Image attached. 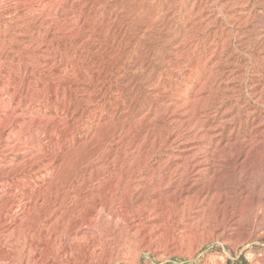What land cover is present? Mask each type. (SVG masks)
Masks as SVG:
<instances>
[{"label":"rangeland","instance_id":"374dc122","mask_svg":"<svg viewBox=\"0 0 264 264\" xmlns=\"http://www.w3.org/2000/svg\"><path fill=\"white\" fill-rule=\"evenodd\" d=\"M54 1L0 2V69H5L0 73V90L28 96L27 107L34 112L47 105L50 116L55 117L58 109L60 117L48 129L60 137L57 147H64L73 136L78 141L64 165L68 173L79 175L87 167H83L84 137L93 136L95 122L85 132L84 113L95 111L87 102L97 86V72L102 68L117 75L120 66L116 61L126 45L133 57L144 54V74L140 75L139 67L131 69L134 58L122 66L123 71L108 86L115 95L106 99L105 109H117L126 101L128 108L125 112L119 109V116L124 112L131 119L143 110L139 120L151 113L142 126L136 122L133 127L152 134L167 128L187 137L208 130L210 137L186 147L196 154L193 164L219 150L230 156L221 159L216 154L211 163L188 175L182 160L172 162L161 174L152 172L157 160L153 162L146 172L136 175L131 190L139 195L119 208L115 219L106 213L91 217L89 235L109 233L100 242L102 248L90 250L82 236L76 241L68 236L84 220V210L74 204L65 206L63 219L57 214L32 223L42 231L32 245L39 240L48 249V260L38 264H71V249L77 257L74 264H264V0H59L58 15L43 16ZM78 18L83 20L80 29L65 35L63 30ZM18 24L23 26L19 35L7 38L2 46L4 31ZM121 31L124 34L119 37ZM60 57H66V63H59ZM54 64L60 70L51 71ZM37 66L40 70L32 75ZM184 70L185 78L181 75ZM25 72H29V84L24 89ZM78 81L81 85L76 91L72 88ZM205 82L206 103H196L194 114L189 107L175 115L195 119L196 125L170 124L173 119L165 114L168 102L179 105L193 100ZM135 94L137 100L129 101ZM5 97L0 93V102ZM65 119H70L72 131L65 130ZM7 135L0 140V166L23 157L18 151H4ZM170 147L164 151L170 152ZM118 148L121 151L122 146ZM92 167L95 174L97 168ZM48 173L33 179L42 183ZM89 174H80L82 185ZM80 195L81 201V191ZM26 208L21 202L0 220V264H35L40 259V255L29 258L26 240L19 235ZM122 216L124 219L118 218ZM62 224L66 225L63 229ZM60 248L65 250L58 255Z\"/></svg>","mask_w":264,"mask_h":264},{"label":"bare ground","instance_id":"6f19581e","mask_svg":"<svg viewBox=\"0 0 264 264\" xmlns=\"http://www.w3.org/2000/svg\"><path fill=\"white\" fill-rule=\"evenodd\" d=\"M3 1L5 0H0V2ZM58 1L59 0L52 2V4L42 12L43 16L49 18L57 16L59 13L57 9ZM221 2L220 0V3ZM23 19L24 18H22L21 21H23ZM27 19L31 20L32 18L29 16ZM82 23V18H78L77 21L73 24H69L63 30L64 34L68 35V33L78 31ZM149 25V23H146L144 26L149 27ZM22 29L23 26L18 24L10 30H5L2 46H5L7 38L13 35L18 36V31ZM123 34L124 33L121 31L119 37H122ZM112 44L113 47L116 45V49L118 50V42L114 41ZM131 53L129 45H126L116 61L120 66L117 69V73L120 74L123 71L122 66L129 65L132 58H134L136 62L131 69L133 70L139 67L140 69L138 70L140 75H143L144 72L141 70H144L146 65L144 54L138 53L136 57H133ZM43 60L50 62L54 61L49 58H44ZM59 60V63H66V57H60ZM55 65L56 64L51 67V71H56L60 68H57ZM39 66H41V64ZM39 66L36 67L32 75L40 70ZM101 69L97 72V86H95L91 92L92 99L87 102L90 107L89 109L95 108V111L94 113L91 111L84 113V131H88V126L92 120L95 122V130L94 132L92 131L93 136L88 135L84 137V148H86V153L83 167L84 165L87 167L82 171L84 174H90L87 180H84L83 185L81 184L82 181L80 177L82 171L77 175L70 174V172L68 173V171L64 169L67 156L77 146L78 141L76 142V138L73 136L64 147L58 148L60 137H58L57 134L53 135L52 132L48 130L60 117L57 111L58 109L56 110L55 117L50 116V110L47 105H43L40 110L34 112L27 107V105H29L27 103L30 101L28 96H24L23 94L17 96L15 91L10 93V91H6L5 89L0 90V93L6 95L3 101L0 102V140H3V135L6 132L8 133L5 140L6 144L3 146V149L5 152L18 151L23 154L21 160H13L9 164L0 166V220L5 219V213L17 207L21 202L26 203L27 208L22 215L24 228L19 229V235L22 239L26 240V242L24 241V249L29 250V258L33 256L34 259H36L40 255V259L35 264L40 262L45 263L48 260L45 256L48 249L46 245L44 247V245L40 244L39 240H37L36 246L32 245V242L36 240L40 232H42L41 229H38L39 226H34V224L31 225L32 223L44 222V220L53 218V216L57 214H61L63 219L62 211L65 206L67 204H74L76 209L84 210V220L80 219L79 223L81 226L70 229L67 233L68 236L74 237L73 240L75 241L82 236L84 244H87L86 247L90 250L95 247L102 248L100 242L105 240L109 236V233L103 235L104 232H98L99 234L96 233L95 236L89 235V223L92 221L91 217L94 214L102 215L106 213L110 218L115 219L117 217L116 211L121 207L130 205L131 201L139 195V192L131 190V185L135 182L134 179H136V175L146 172L149 166H153V162L157 160L155 162L156 168L153 167L154 169L152 172L161 174L163 171L165 172V170H167V166H170L172 162L182 160L185 174L188 175L199 170L200 167H203L207 163H211L216 154H219L221 159H226L229 155L224 154L223 150H219L210 155L206 161L193 164L196 154L192 152L193 150L186 149V147L198 139L210 137L208 130L203 129L199 134L188 135L187 137H181L178 133L173 134L170 131L171 129L169 130L167 128L166 130L163 128L165 131L160 130L158 133L152 134L148 129L143 127H133V124L136 122L140 123L142 126L143 121L149 119L151 113L136 120V118L143 113V110H141L131 119H127L124 113L128 108L126 101L122 103L121 107L118 106L117 109H108L107 111L105 109L107 106V103H105L106 99L109 96L115 95L114 92L112 94L108 91V86L112 84L118 74L116 75L111 70ZM4 72L5 69H0L1 74ZM28 74L29 72H25V74L22 75L21 85L24 89L27 88L29 84L27 78ZM129 74L132 75L131 72ZM181 75L185 78V70L181 71ZM80 82L81 81L74 83L72 89L75 88V90L78 91L81 85ZM207 83L208 82L201 84L199 89L195 91L193 100L188 99L186 102L179 105L170 101L168 102L165 114L172 117L173 121L169 122L170 124L178 125L179 127L187 126L188 124L196 125L197 122L195 119L184 120L182 116L176 118L175 115L181 114L189 107H191V113L194 114L196 112L195 104L202 103L207 98L204 96L207 93ZM131 84L128 86H131ZM41 87L43 95H45L44 85L41 84ZM52 92L55 93L56 97L57 90L53 89ZM137 97L138 94H135L129 101L134 102L137 100ZM119 109L124 111L121 116L117 114ZM74 111L77 112L79 110L75 108ZM184 115H186V113ZM63 125L65 126V130H73L70 119H65ZM127 126L128 130L125 132ZM200 127L203 128L202 123H200ZM200 133H203L201 137H199ZM70 135L72 136V134ZM39 141H42V146H32L33 143ZM174 144L177 145L176 147L174 146L175 149L172 147ZM120 145L122 146L121 151H119L120 149L118 148ZM219 146L220 144L217 146V150ZM167 147H170L171 151L166 153L164 149ZM135 154H137L136 157H134ZM164 159H166V161ZM123 160H125L126 163L121 164ZM94 165L97 168L95 174L93 173L92 167ZM52 170L53 172L50 173ZM42 172L49 173L48 176L44 175L43 182L39 183L37 179H33V176ZM172 172L174 173L176 170ZM80 191L83 195V200L81 201L79 200L81 196ZM144 196L145 194L141 193L140 197L144 198ZM38 206L41 208L39 212L37 211ZM41 212L44 213L42 215L43 218H41ZM118 218L124 219L123 216ZM127 220L131 221V218L127 217ZM127 220L125 219V221ZM58 224L60 225L59 221ZM65 226L66 225L62 224L61 229L65 228ZM141 233L142 232L139 234ZM41 246H43L44 249H40ZM83 247L84 246L81 248ZM68 249L71 248H67L66 251ZM64 250L65 249L60 248L57 254L60 255ZM71 251V264H74L77 257L72 249Z\"/></svg>","mask_w":264,"mask_h":264}]
</instances>
